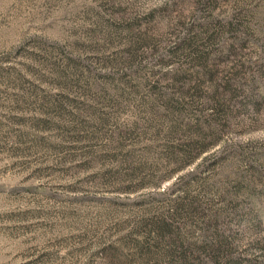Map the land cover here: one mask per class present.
<instances>
[{
	"label": "rangeland",
	"instance_id": "obj_1",
	"mask_svg": "<svg viewBox=\"0 0 264 264\" xmlns=\"http://www.w3.org/2000/svg\"><path fill=\"white\" fill-rule=\"evenodd\" d=\"M0 264H264V0H0Z\"/></svg>",
	"mask_w": 264,
	"mask_h": 264
}]
</instances>
